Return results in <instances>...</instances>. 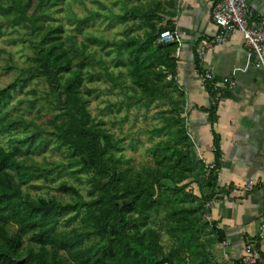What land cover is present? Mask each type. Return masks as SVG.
I'll use <instances>...</instances> for the list:
<instances>
[{"label":"trees","instance_id":"1","mask_svg":"<svg viewBox=\"0 0 264 264\" xmlns=\"http://www.w3.org/2000/svg\"><path fill=\"white\" fill-rule=\"evenodd\" d=\"M4 1L0 0V12L12 14V20L21 22L34 39L29 64L19 68L22 78L0 88V134L30 128L19 140L25 150L0 145V264H218L209 258L207 248L220 243L224 234L204 214L213 191L225 190L215 184L220 139L213 130L214 166L209 167L188 134L184 93L176 82V43L156 42L162 30L173 28L171 22L161 24L162 15L173 16L172 1L147 0L117 16L120 21L139 19L143 35L93 39L102 49L115 48L113 65L124 68L130 78L125 107L131 100L163 106L157 112L162 123L152 128L162 135L149 148L153 163L139 166L115 155L121 148L119 141L103 119L95 120L91 114L94 90L85 85L84 71L89 62L87 43L77 46L74 36L63 34L62 24L48 22L49 8L63 0ZM96 15L79 18L78 24ZM121 75V70L116 76L108 73L122 86ZM33 78L47 85L48 126L21 115L11 117L6 110L14 93ZM34 103L29 101L28 106ZM214 108L206 109L212 128L217 118ZM48 137L77 162L78 171L89 173L86 197L65 182L58 189L69 195L67 200L23 192L22 184L52 172L32 170L23 158L26 155L22 156L31 146L43 150ZM189 178L199 193L190 188ZM162 233L169 238L167 248Z\"/></svg>","mask_w":264,"mask_h":264},{"label":"crops","instance_id":"2","mask_svg":"<svg viewBox=\"0 0 264 264\" xmlns=\"http://www.w3.org/2000/svg\"><path fill=\"white\" fill-rule=\"evenodd\" d=\"M171 1L173 16L162 15L161 24L171 22L168 29L179 37L176 82L184 93L188 134L205 163L214 162L212 131L219 135L215 184L228 188L221 191L209 220L204 217L224 234L220 243L208 246V256L218 264H238L245 245L255 242L264 264V68L257 55L248 54L239 31L206 48L200 59L199 46L219 30L212 20L216 0ZM205 71H212L213 79H204ZM213 105L217 118L212 128L206 109ZM248 183L251 190L245 189Z\"/></svg>","mask_w":264,"mask_h":264},{"label":"rangeland","instance_id":"3","mask_svg":"<svg viewBox=\"0 0 264 264\" xmlns=\"http://www.w3.org/2000/svg\"><path fill=\"white\" fill-rule=\"evenodd\" d=\"M147 0H63L53 5L48 12L51 18L50 24H62L64 35L75 37L76 45L87 43L86 52L89 55L85 85L94 91L90 96L89 108L95 120L103 119L106 128L114 134L119 141L120 150L115 155H122L127 162L136 166L141 164H152L150 146L162 135H156L152 128L160 125L157 112L163 106L161 103L153 102L149 105L143 101L133 103L129 108L125 107L131 94L129 87L130 78L124 68H117L113 65L116 58V50L113 46L101 48L99 42H93L94 38L102 40H117L127 34L143 35L144 26L139 19H127L120 21L117 17L132 6L145 4ZM8 3L7 0L4 1ZM97 14L93 20L78 24L79 18ZM12 14L6 16L0 12V88L22 78L19 75V68L29 64L32 56L31 40L34 39L28 29L21 22L15 23ZM81 29V31H80ZM123 72L120 79L125 80L124 85L113 82L108 73L116 76L119 71ZM108 72V73H107ZM92 75L93 79L88 81ZM47 85L36 78L31 79L22 91L14 93V98L7 106L8 115L23 116L26 120L35 122L38 126H48V118L51 111L48 110L44 99ZM24 99L23 103L18 100ZM34 101V106L29 107V101ZM121 105L120 111L117 106ZM30 128H20L17 131H9L0 134V145L10 149L17 148L25 150V145L19 140L29 134ZM44 149L42 147H29L22 155L32 170H52L45 177H33L29 182L22 184L24 193L32 197H57L67 200L69 195L58 189L62 182L78 187L84 197L89 187V173L78 171V164L71 159L67 151L58 147L48 137ZM28 148V149H29ZM190 188L199 193L196 182L189 178ZM207 192V189L204 190ZM162 242L166 246L169 238L162 233Z\"/></svg>","mask_w":264,"mask_h":264},{"label":"built area","instance_id":"4","mask_svg":"<svg viewBox=\"0 0 264 264\" xmlns=\"http://www.w3.org/2000/svg\"><path fill=\"white\" fill-rule=\"evenodd\" d=\"M212 20L219 28L215 36L202 43L198 48L199 58L202 59L206 48H213L216 44L225 42L233 31H239L248 50V54H255L259 63L264 68V17L260 16L247 0H216L212 8ZM176 30L164 29L159 33L157 43L178 42ZM202 77L206 80L213 79L212 71H205ZM226 80V79H225ZM216 97H212L214 102ZM213 167V163H206ZM253 185L248 183L246 190H251ZM228 189V188H225ZM219 190L215 189L205 202L204 217L209 220L210 211L219 199ZM261 231H264V218L261 223ZM242 264H261L262 256L255 245L250 242L245 245L243 255L240 258Z\"/></svg>","mask_w":264,"mask_h":264},{"label":"water","instance_id":"5","mask_svg":"<svg viewBox=\"0 0 264 264\" xmlns=\"http://www.w3.org/2000/svg\"><path fill=\"white\" fill-rule=\"evenodd\" d=\"M250 6L262 17H264V0H247Z\"/></svg>","mask_w":264,"mask_h":264}]
</instances>
